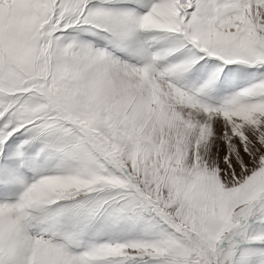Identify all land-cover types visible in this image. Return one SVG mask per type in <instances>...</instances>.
I'll list each match as a JSON object with an SVG mask.
<instances>
[{
    "label": "rangeland",
    "instance_id": "obj_1",
    "mask_svg": "<svg viewBox=\"0 0 264 264\" xmlns=\"http://www.w3.org/2000/svg\"><path fill=\"white\" fill-rule=\"evenodd\" d=\"M0 264H264V0H0Z\"/></svg>",
    "mask_w": 264,
    "mask_h": 264
}]
</instances>
